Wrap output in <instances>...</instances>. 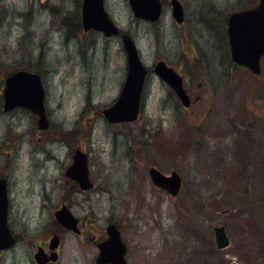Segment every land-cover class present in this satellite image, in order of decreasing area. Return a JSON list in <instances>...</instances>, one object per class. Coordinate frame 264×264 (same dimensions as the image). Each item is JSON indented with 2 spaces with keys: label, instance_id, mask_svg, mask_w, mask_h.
I'll return each mask as SVG.
<instances>
[{
  "label": "rangeland",
  "instance_id": "obj_1",
  "mask_svg": "<svg viewBox=\"0 0 264 264\" xmlns=\"http://www.w3.org/2000/svg\"><path fill=\"white\" fill-rule=\"evenodd\" d=\"M246 2L186 0L191 21L195 11L211 13L209 27L220 20L215 10ZM81 7L82 0H0V170L9 180V224L19 239L0 253V264H35L34 244L59 230L54 213L63 197L95 233L118 225L129 264H264V77L242 69L230 76L221 66L210 79L203 62L192 61L186 37L181 45L169 14L153 25L134 16L128 0H107L147 66L162 58L178 67L189 59L201 95L190 110L177 109L168 88L152 80L138 120L112 124L102 111L127 77L126 52L116 38L83 31ZM190 30L202 55L217 53L210 30ZM220 60L210 59L212 73ZM18 68L42 75L51 113L46 130L28 109L3 110L4 79ZM78 144L89 152L95 184L85 192L71 191L65 175ZM150 166L177 170L180 193L155 187ZM221 224L231 238L226 249L215 242ZM87 245L86 251L67 231L57 264H97L98 249Z\"/></svg>",
  "mask_w": 264,
  "mask_h": 264
},
{
  "label": "water",
  "instance_id": "obj_2",
  "mask_svg": "<svg viewBox=\"0 0 264 264\" xmlns=\"http://www.w3.org/2000/svg\"><path fill=\"white\" fill-rule=\"evenodd\" d=\"M134 14L140 18L155 21L162 13L161 0H129ZM174 16L181 21L183 7L179 0H172ZM82 18L85 30L94 28L111 36L119 33V28L105 10L104 0H83ZM229 36L232 57L235 61L250 67L255 72L260 70V57L264 54V0L250 10L233 13L229 17ZM123 44L128 56V77L118 99L104 109L103 113L112 123L133 122L140 113L141 95L147 68L143 64L133 38L123 34ZM156 73L166 80L178 93L185 105H189L182 78L169 67L164 60L155 66ZM45 88L40 74L28 70H17L9 74L4 80L3 97L4 110L10 111L15 107L30 109L37 115L39 129H47L50 125L45 107ZM66 175L77 180L82 189L93 186L89 177L88 154L77 148L74 162L67 168ZM150 175L156 185L176 195L181 187L182 178L175 170L170 176L164 175L156 167L150 168ZM9 200L5 178H0V249H6L16 243L8 225ZM57 220L68 229H77L78 219L72 214L68 206L64 205L55 213ZM215 239L219 248L230 245V237L224 225L216 226ZM109 238L100 244L98 264H127L125 259L126 247L122 243L121 235L116 225L108 227ZM59 237L52 238V248H56ZM35 258L39 264H46L43 249ZM53 253L51 259L57 260ZM232 264H238L232 262Z\"/></svg>",
  "mask_w": 264,
  "mask_h": 264
},
{
  "label": "flooded vegetation",
  "instance_id": "obj_3",
  "mask_svg": "<svg viewBox=\"0 0 264 264\" xmlns=\"http://www.w3.org/2000/svg\"><path fill=\"white\" fill-rule=\"evenodd\" d=\"M162 1V6H163V11H162V15L159 18V20L152 22V21H147L153 25H157L159 22L162 21V19L169 14V17L172 21L173 26L177 29L179 37L181 39V45L183 42V38H185V42H186V49L187 50H191L192 51V56L191 58L193 59L192 61H197L201 64V61L203 62L202 67L204 68L205 71L208 72V77L210 79H213V76H217V74L220 72V67L221 66H225V74H230V76H232L233 74L237 73L239 70H245L247 72H249L252 76L256 77L257 79L259 78H263L264 77V54L261 55L260 58V72L259 73H255L254 70H252L251 68L247 67L246 65L240 64L239 62L235 61L232 57V53H231V44H230V36H229V17L231 14L236 13V12H242V11H246V10H250L255 8L260 0H247L248 2H246V4H241L240 6H236V8H234L233 10H228V11H221V10H215L217 12H220V20L213 22L211 24V27L206 25V20L207 18L209 19H213V17L211 16V13L208 11H195L194 16L196 18H198L195 22L191 21V14L192 12L189 10L188 5L186 3V0H179L182 3V7L184 9V13H183V18L181 21H179L173 13V3L172 0H161ZM105 8L106 10L110 13L109 8L107 7V0H105ZM212 10V9H211ZM209 10V11H211ZM111 14V13H110ZM113 17V16H112ZM209 23H211V21H208ZM199 25L200 28L202 29H207L210 30V42L214 44V49L217 51V53H214L212 56L208 58H206L204 55H202V53L200 52L201 46L200 44H197V48H196V44L195 41H197L198 39H196L195 37H192L191 34L192 32H194L193 30H190V28L192 26H196ZM73 26V25H71ZM81 26L83 28L82 25V20H81ZM216 26V28H215ZM190 30V31H189ZM214 30H216V33H214ZM84 31V30H83ZM85 32H97L98 34L102 35L104 38H106L107 40H110L112 38H116L118 41L121 42V38H122V33L116 36H105L102 32L95 30V29H91ZM185 34V35H184ZM187 34V36H186ZM142 52V50H141ZM219 52H221V60L218 59ZM143 54V52H142ZM213 58L214 62L213 64L217 63V61L220 60L219 64H218V71L217 73H212V71L215 69L213 68V70H211V65H213L212 63H210V59ZM162 60V58L157 59L156 61H154L155 63H153L151 66L148 67V77L146 79V83H145V91L148 90V85H150L151 81L154 80L156 82L159 83L160 86H163L164 88H168L169 93L171 94V99L174 101V103L176 104V108L180 107L183 109L190 110L194 104L195 100L199 99L200 91H197L196 86L194 85V79L190 78V73L192 72V62H190V60L186 59V60H179V66L175 67L174 65L169 64L167 61V64L174 68V70L181 76L182 81H183V86H184V90L186 92V94L189 97L190 100V105L189 106H185L182 104L181 99L179 98L178 94L176 93V91L168 84H166L163 80H161L157 75H155L154 73H152V71L154 72V66L155 64ZM201 60V61H200ZM211 64V65H210ZM204 65V66H203ZM188 69H190L191 71H189ZM153 75V78H152ZM198 87L201 86V83H198ZM260 88H264V85L259 86ZM261 95V93L259 94V96ZM178 109V108H177ZM49 116L51 117V113L48 111ZM77 147H82L84 150H86L85 147H83L82 145H76L75 149ZM87 151V150H86ZM173 170V169H172ZM171 170V171H172ZM166 173V172H165ZM168 174V173H166ZM0 176L1 177H6V174L4 171L0 170ZM90 176H91V172H90ZM71 183V187L70 190L71 191H79V186L78 183L75 180H72L68 177L67 182ZM8 185H9V181H8ZM95 186V184H94ZM156 187V186H155ZM83 191V190H82ZM85 192V191H83ZM66 200H68L67 197H63V200L61 201L59 207H61L64 204H67ZM79 219V223H78V230H68L66 228H59V230L57 229V231L53 232V234L51 236H49L47 239H42L39 243L34 244V250H33V257L34 254L36 253V251L38 250V248H42L45 252V256L47 258L50 257V255L53 252H57L58 254V259L56 261H48L47 264H57L62 256V249L64 246V239H65V233L67 231L73 232V234L75 235L77 242H79L82 245V248L85 249L86 248V244H88L87 246L89 247H93V248H97L98 249V255L100 253V244L105 242L109 235L107 232L108 226L111 224H114L117 226V228L120 230V228L118 227V225L116 223H109L107 225V227H105L103 230L99 231L98 233L94 232L93 228H89L87 227V224L85 222H82ZM121 232V230H120ZM58 235L59 236V243L56 249L52 248L51 245V239L53 238V236ZM122 236V233H121ZM122 241L126 246V253H125V258H126V263L129 264V260H128V245L125 243L123 236H122ZM11 248L5 249V250H0V253H7L9 252ZM87 251V249H85ZM97 255V257H98ZM97 257L95 259L96 263H97ZM35 264L36 261L34 259ZM98 264V263H97ZM111 264V263H109Z\"/></svg>",
  "mask_w": 264,
  "mask_h": 264
},
{
  "label": "trees",
  "instance_id": "obj_4",
  "mask_svg": "<svg viewBox=\"0 0 264 264\" xmlns=\"http://www.w3.org/2000/svg\"><path fill=\"white\" fill-rule=\"evenodd\" d=\"M30 69V68H29Z\"/></svg>",
  "mask_w": 264,
  "mask_h": 264
}]
</instances>
